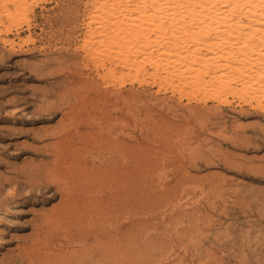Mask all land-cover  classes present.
Instances as JSON below:
<instances>
[{"label":"rangeland","instance_id":"1","mask_svg":"<svg viewBox=\"0 0 264 264\" xmlns=\"http://www.w3.org/2000/svg\"><path fill=\"white\" fill-rule=\"evenodd\" d=\"M82 2L38 0L17 21L40 40L0 43V264H264V112L110 83Z\"/></svg>","mask_w":264,"mask_h":264},{"label":"bare ground","instance_id":"2","mask_svg":"<svg viewBox=\"0 0 264 264\" xmlns=\"http://www.w3.org/2000/svg\"><path fill=\"white\" fill-rule=\"evenodd\" d=\"M37 1L0 0L4 48L19 50L40 40V26L17 21L34 14ZM82 6L80 48L110 83L121 84L126 76L187 101L213 98L264 112V0H83ZM40 9L45 12L44 5ZM63 126L60 136L51 133L59 137L48 147L56 156L73 128ZM74 128L77 133L80 126ZM59 182L54 186L62 191Z\"/></svg>","mask_w":264,"mask_h":264}]
</instances>
